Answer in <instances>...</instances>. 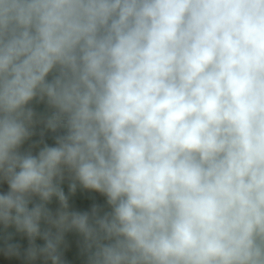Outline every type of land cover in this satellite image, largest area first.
Masks as SVG:
<instances>
[{"label":"clouds","instance_id":"1","mask_svg":"<svg viewBox=\"0 0 264 264\" xmlns=\"http://www.w3.org/2000/svg\"><path fill=\"white\" fill-rule=\"evenodd\" d=\"M5 184L23 264H264V0H0Z\"/></svg>","mask_w":264,"mask_h":264},{"label":"rangeland","instance_id":"2","mask_svg":"<svg viewBox=\"0 0 264 264\" xmlns=\"http://www.w3.org/2000/svg\"><path fill=\"white\" fill-rule=\"evenodd\" d=\"M36 111L41 114L42 116H46L50 114L43 105L36 106ZM41 131H45L42 124L37 125L35 132L36 134L33 137V140H38L41 138L40 133ZM44 140L48 144H54L53 137H50V132L45 131ZM27 144L25 145V148ZM35 149L34 151H37ZM64 190L67 194L68 192V181H65L63 185ZM7 185H0V191H6ZM103 200V201H102ZM91 201L92 205L96 202H99V205H105V198L101 196L99 193L91 192L87 190H81L78 188L77 193L74 197L71 198L70 204L73 210L77 211H89L87 208V203ZM91 205V206H92ZM57 206L56 202H53V208ZM11 230V229H10ZM66 240L68 242V248L65 250V259L68 264H86V257L80 253L79 249V241L80 237L76 233H69V236H66ZM15 242H18L22 245V248L27 247V240L26 238H21L20 236L15 237ZM37 243L42 244L43 241L38 240ZM0 264H23V261L18 258H7L0 254ZM37 264H40L38 261Z\"/></svg>","mask_w":264,"mask_h":264},{"label":"crops","instance_id":"3","mask_svg":"<svg viewBox=\"0 0 264 264\" xmlns=\"http://www.w3.org/2000/svg\"><path fill=\"white\" fill-rule=\"evenodd\" d=\"M54 136V134H52V133H50V137H53ZM89 193L91 194V192L89 191ZM103 201V200H102ZM97 204H99V202H96ZM95 204V203H94ZM91 205H92V203H91V201H89L88 203H87V208H88V210H90L91 209ZM52 207H53V205H52Z\"/></svg>","mask_w":264,"mask_h":264},{"label":"trees","instance_id":"4","mask_svg":"<svg viewBox=\"0 0 264 264\" xmlns=\"http://www.w3.org/2000/svg\"><path fill=\"white\" fill-rule=\"evenodd\" d=\"M10 231H13V230H10ZM67 236H69V234Z\"/></svg>","mask_w":264,"mask_h":264},{"label":"built area","instance_id":"5","mask_svg":"<svg viewBox=\"0 0 264 264\" xmlns=\"http://www.w3.org/2000/svg\"><path fill=\"white\" fill-rule=\"evenodd\" d=\"M95 204H97V203H95Z\"/></svg>","mask_w":264,"mask_h":264}]
</instances>
